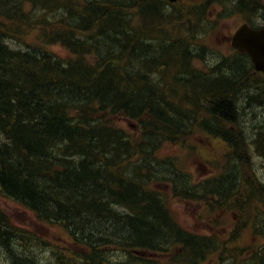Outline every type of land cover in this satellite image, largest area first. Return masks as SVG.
<instances>
[{"label": "trees", "instance_id": "16d2710c", "mask_svg": "<svg viewBox=\"0 0 264 264\" xmlns=\"http://www.w3.org/2000/svg\"><path fill=\"white\" fill-rule=\"evenodd\" d=\"M215 6L217 18L264 20L261 0H0V198L59 226L63 239L22 227L0 203L2 263L202 264L218 254L219 264H264V182L252 164L264 159V114L247 135L237 123L264 78L247 53L212 63L198 52L194 44L210 43L193 31L215 29ZM13 38L30 42L10 47ZM55 43L70 56H55ZM205 137L224 144L211 179L195 181L161 155ZM160 183L235 215L226 239L222 229L203 235L179 224Z\"/></svg>", "mask_w": 264, "mask_h": 264}, {"label": "rangeland", "instance_id": "374dc122", "mask_svg": "<svg viewBox=\"0 0 264 264\" xmlns=\"http://www.w3.org/2000/svg\"><path fill=\"white\" fill-rule=\"evenodd\" d=\"M242 18L238 15H230L229 17H224L219 21L216 28H211L207 31L206 35L209 37L208 41L210 43V52L213 55H208L207 60L213 62V60H217L220 56V53H227L230 51L231 47L228 42L231 33L234 31L235 27H237L240 23H242ZM206 37V38H207ZM18 43V42H17ZM17 43L12 42L11 45L14 47H23V45H18ZM206 43V41H204ZM51 49L60 56L67 55V51L62 47L55 45L52 46ZM253 91V88H252ZM254 93V92H253ZM259 99V98H257ZM245 98L243 99L244 102ZM248 106L244 110V116L241 120V124L244 125L245 129H250L253 127L254 123L261 119V115L264 114V104H260L256 99H248ZM255 103V104H254ZM242 103H240V106ZM253 106V107H252ZM261 107V108H260ZM242 108V107H241ZM251 108V110H250ZM259 109V110H258ZM249 110V111H248ZM250 113V114H249ZM260 113V114H259ZM252 114V115H251ZM249 115V116H248ZM252 120V121H250ZM255 121V122H254ZM253 122V123H252ZM123 124V123H122ZM250 124V125H249ZM249 131V130H248ZM248 132H246L247 135ZM251 135H248V139L251 138ZM199 142L196 144L191 143L193 146L180 148L177 147H166L162 150L163 154H167L168 156L174 157V159L178 160L177 164L184 169L185 172L189 173L195 179H202L204 177L209 176L210 174V166H216L215 162L219 161L220 152L223 151L224 146L218 140H212L210 142H206L205 144H201ZM174 152V153H173ZM260 157L255 156L254 162L256 166V170L258 174L264 178V161L263 159H259ZM180 161V162H179ZM183 161V162H182ZM183 163V164H182ZM202 175V176H201ZM200 176V178H199ZM160 192L163 197L166 199V204L171 209L173 217L179 223H181L186 229L190 231H195L199 233H207L209 229L218 232V230L212 229L210 226L221 225L217 222H210L209 218L216 217L217 219H225L226 221H233V218L230 214H225L224 211L214 213L209 217L203 211H199L200 206L198 207L195 202H183L184 200L180 197H174L171 193L170 185H165L161 183L159 185ZM170 200V201H169ZM183 200V201H182ZM0 203L4 204V206L11 212L14 217L15 222L17 221L20 225L24 227H30V229H35L38 233H41L45 237L52 239L51 241H62L58 235L60 234V227L55 224H46V223H36V218L29 211H26L22 206L14 203L9 199H1ZM223 226V225H222ZM224 228L221 230L223 234L222 239H226L227 229L228 227L223 226ZM209 228V229H206ZM209 257L205 260L203 264H216V256ZM0 264H4L0 261Z\"/></svg>", "mask_w": 264, "mask_h": 264}, {"label": "bare ground", "instance_id": "6f19581e", "mask_svg": "<svg viewBox=\"0 0 264 264\" xmlns=\"http://www.w3.org/2000/svg\"><path fill=\"white\" fill-rule=\"evenodd\" d=\"M169 4H174L175 2H173L172 0L170 1V0H166ZM215 25V24H214ZM212 26L213 25H210V24H208V23H202L201 25H200V27H198L197 28V30H195V31H193L194 33H195V36H197L198 38H202V35H204V33H207V31L209 30V29H211L212 28ZM1 28V27H0ZM3 28V27H2ZM26 38V37H25ZM25 38H23L24 40L23 41H25V40H27V39H25ZM198 38H196V40H197V42H198ZM7 38H5L4 37V41H3V44L4 43H6L7 41H5ZM152 39V38H151ZM23 41H19V40H16L15 38H13V40H9L8 41V43L7 44H9V46L10 47H14V46H12L11 45V43L12 42H14V43H17L18 45H23V47L24 46H26V44H24V42ZM153 40H148L147 41V43H153L152 42ZM30 42V39H28L27 41H26V43H29ZM117 42V41H116ZM193 44V43H192ZM194 45H196L198 48V52L201 54V55H203L206 59H207V56L208 55H213L211 52H210V48H204V47H202V45H197V44H194ZM21 47V46H20ZM20 47H15V48H20ZM13 50V49H12ZM40 51V50H39ZM189 51V50H188ZM190 51L193 53V52H195L193 49H190ZM101 53V52H100ZM188 54H190V53H187L186 55H188ZM195 54V53H194ZM193 54V55H194ZM185 55V56H186ZM191 55V54H190ZM44 56V55H43ZM55 56H58L57 55V53L55 54ZM213 56H216V55H213ZM218 57V56H217ZM58 58H60L61 60H64L63 58H61V57H58ZM67 58V57H66ZM218 60V59H217ZM217 60H213V62H216ZM212 62V63H213ZM208 65H206V67H207ZM210 69V68H209ZM134 72V71H133ZM209 72V71H208ZM220 72V71H219ZM153 74V76L154 77H157V73H152ZM179 77V76H178ZM184 77V76H183ZM184 79V78H183ZM186 79V78H185ZM184 79V80H185ZM204 81V80H203ZM43 86V85H42ZM256 87L257 88H259V90H256ZM96 88V87H95ZM110 88V87H109ZM17 90V89H16ZM62 90H64V89H62ZM75 89H73V91H74ZM77 90V89H76ZM85 90V89H84ZM84 90H82V91H84ZM97 90V89H96ZM256 90V92L254 93L255 95H259V97L257 96L256 98H252V99H256L260 104H264V96H260V93L261 94H264V87L261 85V87H258V85L257 86H255V88H253V91H255ZM80 91V90H79ZM76 92V91H75ZM74 93V92H73ZM88 93V92H87ZM63 94V93H62ZM83 94V93H82ZM249 94V93H248ZM247 94V95H248ZM253 94V95H254ZM88 95V94H87ZM245 95V94H244ZM252 96V95H251ZM166 99H167V97L166 96H164ZM257 98H259V99H257ZM130 99H131V97H130ZM249 99V98H248ZM247 98L245 99L247 102H245V105H242L243 106V108H245L246 109V107H249L248 106V100ZM158 101V100H157ZM190 101V100H189ZM187 102V100H185V103ZM108 103V102H107ZM136 103H137V101H136ZM190 103V102H189ZM188 103V104H189ZM51 104V103H50ZM164 104V103H163ZM193 104V103H192ZM255 104V103H254ZM155 105V104H154ZM190 105V104H189ZM238 105H240V104H238ZM16 106V105H15ZM186 107V106H185ZM253 107V106H252ZM140 108V107H139ZM164 108V107H163ZM189 108V107H188ZM261 108V107H260ZM135 109V108H134ZM244 109V110H245ZM2 110V109H1ZM162 110V109H161ZM187 110V109H186ZM195 110V109H194ZM244 110H242V112H243V116H244ZM250 110H251V108H250ZM259 110V109H258ZM197 111V110H196ZM195 111V112H196ZM249 111V110H248ZM46 112V111H45ZM189 113V112H188ZM194 113V112H193ZM192 113V114H193ZM194 114H196V113H194ZM250 114V113H249ZM260 114V113H259ZM198 115V114H197ZM252 115V114H251ZM192 116V115H191ZM239 116V115H238ZM243 116L241 117V118H239L238 117V121H237V123L239 124V126L238 127H243V129L245 130V132H249V131H247L246 129H245V127H244V125L243 124H241V120H242V118H243ZM249 116V115H248ZM202 117H204V115L202 116ZM52 118V117H51ZM206 118V117H205ZM54 119V118H53ZM175 119V118H174ZM196 119V118H195ZM202 119V118H201ZM200 119V120H201ZM208 119V118H207ZM206 120V119H205ZM53 121V120H52ZM196 121V120H195ZM207 121V120H206ZM250 121H252V120H250ZM182 122V121H181ZM255 122V121H254ZM58 123V122H57ZM198 123V122H197ZM200 123V122H199ZM205 123V122H204ZM208 123V126H207V124H206V127H213V125H212V121H211V123L210 122H207ZM253 123V122H252ZM185 124V123H184ZM202 124V123H201ZM62 125V124H61ZM64 125V124H63ZM250 125V124H249ZM204 126V125H203ZM74 127V126H73ZM153 127V126H152ZM215 127V126H214ZM153 128H155V127H153ZM216 128V127H215ZM208 129V128H207ZM214 129V128H213ZM153 132V131H152ZM25 133V132H24ZM249 133H251V132H249ZM21 134V133H20ZM52 134V133H51ZM152 134V133H151ZM248 134V133H247ZM58 136V135H57ZM114 136V135H113ZM228 136H230V135H228ZM233 138V137H232ZM246 139H248V136H247V138ZM28 140V139H27ZM37 146V145H36ZM28 147V146H27ZM34 150H36V149H34ZM259 153H260V151H258ZM257 152V153H258ZM174 153V152H173ZM258 153V154H259ZM262 153V152H261ZM254 155H256V154H254ZM258 157H261V155L260 156H258ZM253 158V157H252ZM254 159V158H253ZM259 159H261V158H259ZM146 161V160H145ZM180 162V161H179ZM183 162V161H182ZM252 163V162H251ZM183 164V163H182ZM252 164H254V163H252ZM251 165V164H250ZM90 166V165H89ZM91 166H93V165H91ZM103 167V166H102ZM98 168V167H97ZM99 169V168H98ZM158 169H160V168H158ZM157 169V170H158ZM163 169H165V168H163ZM86 170V169H85ZM161 171V170H160ZM159 171V172H160ZM167 171V170H166ZM169 171V170H168ZM71 172H72V170H71ZM163 171H161L160 172V174L162 173ZM233 172V171H232ZM88 173V172H87ZM166 172H164V174H165ZM169 173V172H168ZM172 173V172H171ZM235 173V172H234ZM89 174V173H88ZM91 174V173H90ZM179 174V173H178ZM93 175V174H92ZM87 176V175H86ZM171 176H173V175H171ZM175 176H177V175H175ZM174 176V177H175ZM202 176V175H201ZM77 178H81V176L80 177H77ZM170 178V177H169ZM199 178H200V176H199ZM235 178V176L232 178V180ZM29 179V178H28ZM171 179V178H170ZM179 179V178H178ZM181 179H182V177H181ZM198 179V178H197ZM79 180V179H78ZM88 180V179H87ZM51 181V180H50ZM126 181V180H125ZM181 181V180H180ZM61 182V181H60ZM90 182V181H89ZM233 183H234V181H232ZM1 183V182H0ZM85 183V182H84ZM92 183V182H91ZM121 183V182H120ZM240 183H241V181H240ZM126 184V183H125ZM124 184V185H125ZM129 184V183H128ZM263 185V184H262ZM261 185V186H262ZM105 186V185H104ZM12 187V186H11ZM96 189H98V188H96ZM100 189V188H99ZM237 189H238V186L233 190V192H236L237 191ZM262 189V188H261ZM107 190H109V189H107ZM251 190V188L249 189V191ZM262 191V190H261ZM111 192V191H110ZM109 192V193H110ZM252 192V191H251ZM250 192V193H251ZM254 192H255V190H254ZM253 193V192H252ZM257 193V192H256ZM259 195H260V193H258ZM258 194H256V195H258ZM251 195V194H250ZM257 197V196H256ZM263 198V196L262 197H260V200ZM250 199H253V196L251 195V197H250ZM259 199V198H258ZM257 199V200H258ZM106 200V199H105ZM263 200V199H262ZM170 201V200H169ZM183 201V200H182ZM259 201V200H258ZM183 202H185V201H183ZM263 202H264V200H263ZM253 204V203H252ZM254 204H255V202H254ZM260 204V203H259ZM263 203H261V205H262ZM258 205V204H257ZM117 208V207H116ZM260 208V207H259ZM76 209V208H75ZM69 211V210H68ZM218 212H221V211H218ZM218 212H216V213H218ZM85 213V212H84ZM154 213H155V211H154ZM153 213V214H154ZM153 217V216H152ZM151 218V217H150ZM107 219V218H106ZM152 220H154V219H152ZM151 220V221H152ZM115 221V220H114ZM119 220H117V222H118ZM102 222V221H101ZM119 223V222H118ZM112 226V225H111ZM116 229H117V227H116ZM135 229H136V227H135ZM132 230V229H131ZM133 230H134V228H133ZM136 231V230H135ZM113 233H114V231H112ZM128 232V231H127ZM134 232V231H133ZM173 234H175L174 232H173ZM135 236V235H134ZM174 236V235H173ZM144 240V239H143ZM190 257V256H189ZM197 257V256H196ZM111 258V260H112V257H110ZM110 260V259H109ZM115 259H113V261H114ZM182 260H183V258H182ZM184 260H188V259H184ZM196 260V259H195ZM118 261H119V259H118ZM90 262V261H89ZM198 262V261H197ZM117 263V262H116ZM192 263V262H191ZM233 263V262H232ZM235 263V262H234ZM87 264V263H86ZM179 264V263H178ZM180 264H183V263H180ZM186 264V263H185ZM188 264V263H187ZM190 264V263H189Z\"/></svg>", "mask_w": 264, "mask_h": 264}, {"label": "water", "instance_id": "95a60500", "mask_svg": "<svg viewBox=\"0 0 264 264\" xmlns=\"http://www.w3.org/2000/svg\"><path fill=\"white\" fill-rule=\"evenodd\" d=\"M231 42L241 52H248L255 69L264 74V28L251 29L243 23L231 37Z\"/></svg>", "mask_w": 264, "mask_h": 264}]
</instances>
